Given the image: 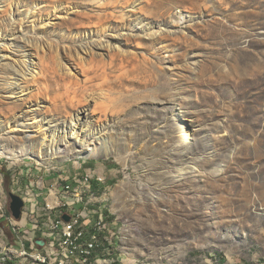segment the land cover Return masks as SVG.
Returning <instances> with one entry per match:
<instances>
[{"label": "rangeland", "instance_id": "1", "mask_svg": "<svg viewBox=\"0 0 264 264\" xmlns=\"http://www.w3.org/2000/svg\"><path fill=\"white\" fill-rule=\"evenodd\" d=\"M0 149V264L28 191L117 264H264V0H0Z\"/></svg>", "mask_w": 264, "mask_h": 264}, {"label": "built area", "instance_id": "2", "mask_svg": "<svg viewBox=\"0 0 264 264\" xmlns=\"http://www.w3.org/2000/svg\"><path fill=\"white\" fill-rule=\"evenodd\" d=\"M74 179L77 185H84L89 192L92 191L93 182L90 176L83 177L82 181ZM98 181L104 182L102 179ZM66 188L71 191L70 186ZM31 195L32 192L28 191L21 197L26 204L22 219L16 221L13 216L8 219L13 222V231L17 232L18 236L15 247L9 251L10 259L3 260L4 264L118 263L119 236L113 230L117 225L115 219L112 220L114 215L108 218L103 211L79 210L80 194L74 196L71 203L63 206L64 211H59L62 208L61 201L52 193L51 197L54 195L58 205L52 206L48 201L49 204L42 210V214L38 213V206L33 205L30 215L36 217V220L29 225L26 210L27 206L33 203ZM65 216L70 217L69 223L65 221ZM109 220L112 222L109 223ZM23 234L25 237H22ZM39 242L43 243V246Z\"/></svg>", "mask_w": 264, "mask_h": 264}, {"label": "water", "instance_id": "3", "mask_svg": "<svg viewBox=\"0 0 264 264\" xmlns=\"http://www.w3.org/2000/svg\"><path fill=\"white\" fill-rule=\"evenodd\" d=\"M10 199H11L10 211L12 213V216L16 221H20L22 219L23 211L26 207V204L21 197L14 194L10 195ZM64 219L68 223L71 220L69 216H65ZM39 244L43 246V243L39 242Z\"/></svg>", "mask_w": 264, "mask_h": 264}, {"label": "bare ground", "instance_id": "4", "mask_svg": "<svg viewBox=\"0 0 264 264\" xmlns=\"http://www.w3.org/2000/svg\"><path fill=\"white\" fill-rule=\"evenodd\" d=\"M53 48V47H52ZM87 65V64H86ZM79 119H83V114L82 115H80L79 116ZM81 129V127L78 125V122L76 123V125H75V130H74V132H76V133H78V135L80 136L81 135V132H79V130ZM182 133H183V137H185V138H187L188 137V134H187V131H186V127H185V124H183V130H182ZM64 153V151H62V150H56L55 152H52V154H51V157L48 159V160H44V159H41L40 160V163H52V161H54L56 158H58V156L59 155H61V154H63ZM0 154H6V150H2V149H0ZM24 157H26V158H30V159H33V156H31L30 154H26V156H24ZM52 197H54V195L52 196ZM51 197V198H52ZM55 198V197H54ZM55 200H56V198H55ZM49 202H50V200H49ZM50 204L52 205V206H57L58 205V201L56 200V205H54V202L53 203H51L50 202ZM0 251H1V247H0Z\"/></svg>", "mask_w": 264, "mask_h": 264}]
</instances>
